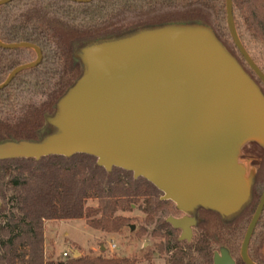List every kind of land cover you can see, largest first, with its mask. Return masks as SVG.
I'll return each mask as SVG.
<instances>
[{
    "label": "water",
    "instance_id": "1",
    "mask_svg": "<svg viewBox=\"0 0 264 264\" xmlns=\"http://www.w3.org/2000/svg\"><path fill=\"white\" fill-rule=\"evenodd\" d=\"M12 0H0V5ZM88 3L91 0H71ZM231 39L256 76L264 73L236 32L232 0H225ZM34 61L15 67L0 89L22 70L37 66L40 48L28 42ZM76 55L83 72L47 118L52 131L40 141L0 143V160L88 154L106 171L113 167L145 178L186 214L198 208L236 217L250 202L251 182L238 162L249 141L264 146V94L212 30L170 24L86 43ZM264 207V190L243 237L240 256ZM1 208V199H0ZM189 239L193 217H169ZM213 264H235L225 248Z\"/></svg>",
    "mask_w": 264,
    "mask_h": 264
},
{
    "label": "trees",
    "instance_id": "2",
    "mask_svg": "<svg viewBox=\"0 0 264 264\" xmlns=\"http://www.w3.org/2000/svg\"><path fill=\"white\" fill-rule=\"evenodd\" d=\"M232 6L238 37L264 73V0H232ZM170 24L209 27L222 46L239 63L237 55L247 65L231 39L225 0H12L0 5V41L28 42L42 52L37 66L22 70L0 89V143L37 142L52 131L47 118L53 116L58 100L83 72L76 55L83 45ZM36 57L32 48L0 47V84L15 67ZM247 68L253 75L246 73L264 94V84L248 65ZM239 154L240 160H249L256 169L250 202L229 221L214 211L200 209L198 233L193 241L178 242L170 232L158 246L168 253L166 264H211L213 250L218 247L227 249L235 264H245L240 250L264 190V146L249 141ZM13 169L19 171L9 182L17 190V213L10 212L4 223L0 221V264H134L129 257L103 255L47 259L44 222L84 218L93 229L119 232L127 219L116 212L130 210L139 198L142 197L148 223L154 222L159 209L165 210L171 203L159 200L162 192L145 178L113 182L119 173L132 172L116 167L106 171L88 154L0 160V178ZM90 194L97 198L96 207L86 206ZM0 199L3 200L1 189ZM4 211L5 204L1 202L0 214ZM166 226L161 220L159 227ZM247 253L254 263L264 264V207Z\"/></svg>",
    "mask_w": 264,
    "mask_h": 264
},
{
    "label": "rangeland",
    "instance_id": "3",
    "mask_svg": "<svg viewBox=\"0 0 264 264\" xmlns=\"http://www.w3.org/2000/svg\"><path fill=\"white\" fill-rule=\"evenodd\" d=\"M237 58L246 71L253 75L238 55ZM239 155L238 162L244 167L245 176L251 182L256 169L250 164L249 160H240ZM18 173V170H9L8 173L0 178V189L3 195L1 202L5 204V211L0 214V221L3 223L10 212L17 213L14 199V194L17 190L13 189L9 182L12 176ZM131 179H136L133 174L125 175L119 173V176L113 182H131ZM143 190L147 192V187H144ZM97 204V198L90 194L86 206L96 207ZM173 214H175L173 208L166 207L159 216L163 220V218ZM116 215L125 217L127 221L119 232L111 233L91 228L87 225L84 218L45 220L43 231L46 258L57 259L81 255H103L106 257H129L135 260L134 264H149V262L150 264H166L165 260L168 257V253L160 251L158 246L165 241L167 234H163L158 225L147 223L145 214L142 211V197L131 204L130 210H118ZM63 253H67V255L64 256Z\"/></svg>",
    "mask_w": 264,
    "mask_h": 264
},
{
    "label": "flooded vegetation",
    "instance_id": "4",
    "mask_svg": "<svg viewBox=\"0 0 264 264\" xmlns=\"http://www.w3.org/2000/svg\"><path fill=\"white\" fill-rule=\"evenodd\" d=\"M252 182H254L253 179H252ZM252 186H253V184H252ZM161 196H162V195L159 196V200L166 201V200L161 199ZM259 199H260V198H259ZM167 201H170V200H167ZM170 202H171V203H170V204H167L165 207H171V208H173V212H175V214H173V215H168L167 217L163 218V222H165V223L167 224V226H166L165 228H162V227L160 228V227H159V225H160V223H161V219H160L159 214H160V215L162 214V211H163L162 209H159V210L156 212L155 219H154V222H153V223H154L155 225H158V228L160 229V231L163 232V234H168V233L172 232V233H173V236L176 237V239H177L178 242L189 243V242L193 241V240L195 239V237H196V234L198 233V224H199V220H200V217H199V210H200V209H204V208H198L194 214H186V213H184V212L178 210V209L176 208L175 204H174L172 201H170ZM144 214H145V213H144ZM184 216L193 217V218L195 219V225H193V226L190 227V229H191V236L189 237V239H180L181 234H182V229L173 227L172 224L169 223V222L167 221V219H168L169 217H173V218H182V217H184ZM145 217H146V221H147V223H148V220H147V216H146V214H145ZM220 217H221V216H220ZM221 218H222V217H221ZM234 218H235V217H234ZM234 218H231V219L222 218V219L225 220V221H229V220H232V219H234ZM159 220H160V221H159ZM153 223H148V224H153ZM194 230H195V232H194ZM166 236H168V235H166ZM166 236H165V238H166ZM222 248H224V247H218V248H216V249L213 250V253H212V262H211V264H213V259H214V255H215V253L220 254ZM226 250H227V249H226ZM228 253H229V252H228Z\"/></svg>",
    "mask_w": 264,
    "mask_h": 264
},
{
    "label": "built area",
    "instance_id": "5",
    "mask_svg": "<svg viewBox=\"0 0 264 264\" xmlns=\"http://www.w3.org/2000/svg\"><path fill=\"white\" fill-rule=\"evenodd\" d=\"M63 255H64V256H66V255H67V253H63Z\"/></svg>",
    "mask_w": 264,
    "mask_h": 264
}]
</instances>
